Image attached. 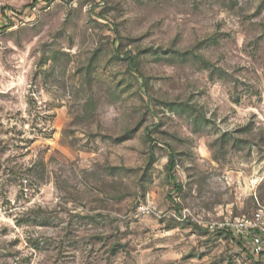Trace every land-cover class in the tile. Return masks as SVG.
Masks as SVG:
<instances>
[{"label":"rangeland","instance_id":"rangeland-1","mask_svg":"<svg viewBox=\"0 0 264 264\" xmlns=\"http://www.w3.org/2000/svg\"><path fill=\"white\" fill-rule=\"evenodd\" d=\"M259 205L264 0H0V264H227Z\"/></svg>","mask_w":264,"mask_h":264},{"label":"built area","instance_id":"built-area-1","mask_svg":"<svg viewBox=\"0 0 264 264\" xmlns=\"http://www.w3.org/2000/svg\"><path fill=\"white\" fill-rule=\"evenodd\" d=\"M144 212L145 206H139ZM210 231H220L241 243L238 252L229 253L227 264H264V205L250 213L224 215L200 222Z\"/></svg>","mask_w":264,"mask_h":264},{"label":"crops","instance_id":"crops-1","mask_svg":"<svg viewBox=\"0 0 264 264\" xmlns=\"http://www.w3.org/2000/svg\"><path fill=\"white\" fill-rule=\"evenodd\" d=\"M216 232H217V239L218 240L214 241V246H215L214 248H215V250H217V252H216L217 258L219 257L220 254L225 255V258H227V254L229 256V253L231 251L238 252L240 250L241 243H239L235 239L230 238L228 235L221 233L220 231H216ZM196 257L198 259L201 256H200V254H197ZM206 257H201V259H198V262L196 259H194V261H196L197 263H186V264H211L208 261L209 260L208 256H206ZM226 261H227V259H226ZM212 264H217V261L213 262Z\"/></svg>","mask_w":264,"mask_h":264},{"label":"trees","instance_id":"trees-1","mask_svg":"<svg viewBox=\"0 0 264 264\" xmlns=\"http://www.w3.org/2000/svg\"><path fill=\"white\" fill-rule=\"evenodd\" d=\"M131 59V58H130ZM173 168H174V159H173V156L170 155L169 157V161L167 163V171H168V175L169 177L172 175V171H173ZM172 177V176H171ZM177 187H179V184L176 185Z\"/></svg>","mask_w":264,"mask_h":264}]
</instances>
